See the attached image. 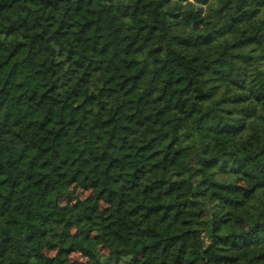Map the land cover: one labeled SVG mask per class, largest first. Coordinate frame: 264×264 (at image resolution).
<instances>
[{
  "label": "trees",
  "instance_id": "16d2710c",
  "mask_svg": "<svg viewBox=\"0 0 264 264\" xmlns=\"http://www.w3.org/2000/svg\"><path fill=\"white\" fill-rule=\"evenodd\" d=\"M77 252L264 264V0H0V264Z\"/></svg>",
  "mask_w": 264,
  "mask_h": 264
},
{
  "label": "rangeland",
  "instance_id": "374dc122",
  "mask_svg": "<svg viewBox=\"0 0 264 264\" xmlns=\"http://www.w3.org/2000/svg\"><path fill=\"white\" fill-rule=\"evenodd\" d=\"M209 50H202L200 51V49L196 48V49H192L191 55H192V62L195 63L197 62V59L200 56L203 55H207L209 54ZM144 75L146 77H148L149 73L146 69H144ZM68 195H72V199L71 201H67V200H63V204L67 205L68 207H72L74 204H78V205H82V203L84 201H88L91 200L93 195L90 193V191H85L82 190L78 187H68ZM108 213H110V209L108 208V206L106 205H102L101 209L99 210V212L97 213V216H95V223H96V228L94 231V234H98L99 233V221L100 218L107 215ZM49 252L51 253L52 251L49 250ZM72 259L77 263V264H88V262L90 261L87 257L81 255L80 253H74L72 255Z\"/></svg>",
  "mask_w": 264,
  "mask_h": 264
}]
</instances>
